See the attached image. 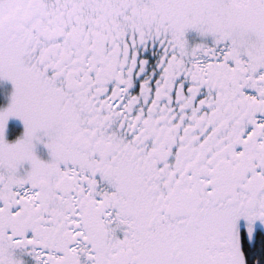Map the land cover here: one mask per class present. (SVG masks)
I'll return each instance as SVG.
<instances>
[{
    "label": "snow or ice",
    "instance_id": "6c2138e0",
    "mask_svg": "<svg viewBox=\"0 0 264 264\" xmlns=\"http://www.w3.org/2000/svg\"><path fill=\"white\" fill-rule=\"evenodd\" d=\"M0 264H264V0H0Z\"/></svg>",
    "mask_w": 264,
    "mask_h": 264
}]
</instances>
